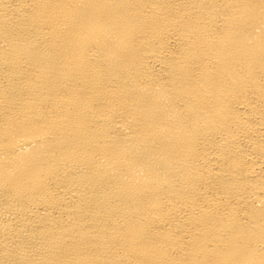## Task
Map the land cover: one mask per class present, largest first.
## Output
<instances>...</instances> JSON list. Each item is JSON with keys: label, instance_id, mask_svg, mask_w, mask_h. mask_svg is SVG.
Returning a JSON list of instances; mask_svg holds the SVG:
<instances>
[{"label": "bare ground", "instance_id": "bare-ground-1", "mask_svg": "<svg viewBox=\"0 0 264 264\" xmlns=\"http://www.w3.org/2000/svg\"><path fill=\"white\" fill-rule=\"evenodd\" d=\"M0 264H264V0H0Z\"/></svg>", "mask_w": 264, "mask_h": 264}]
</instances>
